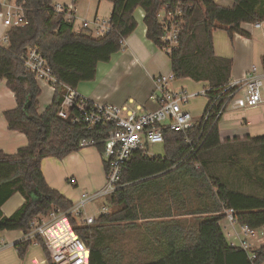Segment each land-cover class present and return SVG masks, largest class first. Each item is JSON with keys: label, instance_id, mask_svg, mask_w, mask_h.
Instances as JSON below:
<instances>
[{"label": "trees", "instance_id": "16d2710c", "mask_svg": "<svg viewBox=\"0 0 264 264\" xmlns=\"http://www.w3.org/2000/svg\"><path fill=\"white\" fill-rule=\"evenodd\" d=\"M108 1L112 3V29L96 36L90 28L75 31L73 21L56 13L53 0H25L27 24L11 27L9 44L0 45V79L6 81L17 103L4 116L10 130L28 139L16 153L0 151V231L27 233L35 217L54 208L70 209L74 202L48 184L42 160L62 159L79 151L83 139L99 140L108 134L105 128L87 130L58 115L62 87L39 112L41 87L20 60L29 47H38L48 57L59 80L78 88L96 79L99 62L109 61L124 49L138 26V8L144 11L147 38L160 46L158 13L168 3L182 2L179 45L168 54L171 71L176 80L188 78L208 88L207 108L232 78L233 60L217 54L214 31L224 30L232 40L236 33L248 35L242 23L264 21V0H234L231 8L214 0ZM236 88L226 90L219 107ZM219 120L214 116L206 123L199 120L186 132L165 130L163 153H133L122 186L106 197L109 212L101 211L89 225L71 219L90 248L89 264L264 262V245L256 248L257 258L251 261L247 251L228 241L221 225L231 209L239 224L264 227V135L222 139ZM96 146L103 153L104 143ZM104 167L108 169L107 164ZM16 193L23 195L24 202L11 215H4L3 204ZM40 241L49 263L54 264ZM19 244L23 257L33 240L23 239Z\"/></svg>", "mask_w": 264, "mask_h": 264}, {"label": "built area", "instance_id": "2783aa9c", "mask_svg": "<svg viewBox=\"0 0 264 264\" xmlns=\"http://www.w3.org/2000/svg\"><path fill=\"white\" fill-rule=\"evenodd\" d=\"M0 45L9 44L8 30L15 26L27 24L25 0H0ZM56 13H62L68 21L75 22L77 9L72 4H55ZM184 15L182 2L164 5L159 13L158 19L161 29L160 48L167 54H171L179 45ZM263 22L254 23L261 27ZM82 28L94 29L96 36L105 35L112 29L110 18L100 19L96 17L92 21L82 20ZM126 47V41L124 42ZM25 69L35 75L39 80L49 85L55 92L58 87L64 89V97L58 112L63 119H70L73 125L83 126L87 130L105 128L108 130L104 139H83L80 147L86 148L96 146L99 142L104 143L103 157L108 165L105 185L92 193L83 192L80 200L68 209H52L46 215L35 217L30 223V230L23 232L24 240L32 239L33 244L39 245L40 239L49 252L50 259L54 264H89L90 248L86 242L74 230L71 219L92 224L96 217L88 215L86 204L100 197L106 198L114 193L122 185L120 183L123 173L127 168L132 155L136 151H142L147 156H156L153 147L164 143V131L172 130L186 132L192 128L197 121L206 123L211 117L220 119L226 109L228 99L244 88L246 104L254 107L263 102L262 75L258 72L256 65L252 66L245 78L240 83H230L227 88L211 99L203 114L196 118L188 108L192 99L199 95L208 96V88L203 87L200 91H192L187 88H172L175 80L172 71L154 77V90L149 98L157 104V108L142 112L139 109L130 108L128 105H119L110 102L94 101L81 95L77 88L65 84L59 80L49 64L48 57L38 47H29L20 56ZM237 86L231 92L221 107L218 106L225 97L226 90ZM190 142V141H189ZM70 183H76L71 177ZM102 212H109V207L104 204ZM226 219L230 223H236L234 211L228 210ZM244 239L239 244L248 252L250 260L257 258L255 252L258 243L264 236V232L254 229L247 224L241 225ZM235 245V244H233Z\"/></svg>", "mask_w": 264, "mask_h": 264}, {"label": "crops", "instance_id": "0c3cea01", "mask_svg": "<svg viewBox=\"0 0 264 264\" xmlns=\"http://www.w3.org/2000/svg\"><path fill=\"white\" fill-rule=\"evenodd\" d=\"M214 1L222 7L231 8L234 6V0ZM58 2L62 3L61 1ZM101 2L102 0H98V4ZM63 4H72V0L69 2L63 0ZM72 5L78 9L76 4ZM108 8L111 13L112 3L108 5ZM135 15V17L139 16L143 19L144 11L141 8H138ZM96 17L97 16H95V18ZM143 24V27H139L138 23L136 30L130 37L127 38L126 46L130 40L133 47L143 49L147 43L144 42V40L142 41L140 37H143L150 43H153L146 36L147 27L144 21ZM241 27L248 33V35L236 33L232 40L229 38L226 31L222 30L224 33H220V35L217 33L218 30L214 31L215 49L218 55L232 58V83L242 82L247 73L251 70L252 66L256 65L258 67V72L262 75L263 79L262 95L264 99V23L261 27H256L254 23H242ZM81 28L82 26L79 25L76 29H74L75 31H79ZM90 29L93 30V33L95 34L92 26ZM128 52L130 51L128 50ZM133 61L137 62L139 61V58L135 57V59H131V62ZM170 67L167 66L164 69L153 71V73L149 74V79H145L144 81H142V77L138 84L139 91L135 93L134 97H129L128 102L126 99L118 97L113 101V103L119 105L132 104L133 106L130 108L139 109L142 112L156 109L157 104L149 98L150 93L154 90V77L170 73ZM88 82H82L77 88L78 92L94 101H100L99 99L94 98L92 93H90V89L87 87ZM184 82H189L190 87H194L193 83H199L188 78L178 80L175 79L172 82V88L177 89L183 87L192 91L194 90L187 87ZM102 100H104L103 102H108L105 98H102ZM207 102L202 111L196 114L193 113L196 118H199L203 114L207 106ZM16 106L17 103L14 93L7 87L6 81L0 79V151L7 154L16 153L20 147L28 144V139L25 134L12 131L8 128V124L4 116V112L6 110L13 109ZM43 111L40 110L39 112L42 113ZM219 129L222 139H232L234 137L243 139L246 136L255 137L264 135V100L257 106H247L245 90L240 87L238 91L228 99L226 109L219 120ZM81 150L82 149L77 152H73L62 159L50 156L42 160V171L48 184L52 188L58 189L64 193L71 200L76 199V197L72 196V193H74L75 190H70L69 188L64 189L57 178V172H54L49 168L47 169L46 166L54 165L59 168L60 166H67L68 164L70 166L68 171H72L71 177L76 179V183L72 184L74 187H81V185H84L88 191H97L105 185L106 181L104 157L100 151L92 148ZM104 200H106V198H104ZM23 202L24 197L21 193L14 194L3 204V214L11 215L19 206H21ZM221 225L228 241L232 244H239L241 240L245 238L241 230V224L238 222L230 223L225 217L221 221ZM259 230L264 232V227ZM23 236V231L21 230L0 231V264H50L47 258L46 250L41 245H30L23 257L20 256L19 243L24 239ZM262 245H264V236L261 238L257 247ZM32 246L41 248L42 254L39 251L40 254L36 253L38 255L36 258L32 257L34 249ZM262 264H264V262Z\"/></svg>", "mask_w": 264, "mask_h": 264}, {"label": "rangeland", "instance_id": "374dc122", "mask_svg": "<svg viewBox=\"0 0 264 264\" xmlns=\"http://www.w3.org/2000/svg\"><path fill=\"white\" fill-rule=\"evenodd\" d=\"M58 1L63 3V0H53L55 4ZM69 1L70 0H66V2ZM109 4L111 3L108 0H102L100 4H98V0H78L76 3L78 9L76 13L77 18L74 22V28L76 29L79 25H82L83 19L92 21L95 16L100 19L109 18L111 14L108 8ZM138 17L139 16L136 17V20ZM137 22L139 23V27L144 26L142 18L139 17ZM217 33L220 35V33L224 32L219 29ZM140 39L147 43L146 46L144 45L145 47H143V49L133 47L129 40L127 46L124 47V49H121L118 53L114 54L109 61L99 62L96 80L88 82L87 84V87L90 89V93H92L94 98L99 99L100 102H103L104 100H102V98H105L108 102L113 103L115 99L121 97L126 99L128 102L129 97H134L135 93L139 91L138 84L142 77V81H144L145 79H149V74L153 73V71L164 69L167 66L170 67V58L166 52L162 51L159 46L150 43L143 37H140ZM128 50L130 52H128ZM135 57H138L139 61L131 62V59H135ZM38 83L42 90L39 97V111H43L47 108V106H49L55 93L45 82L39 80ZM184 84L190 89H194L193 91H200L204 87L201 83H193L194 87H190L189 82H184ZM206 102L207 97L199 95L197 98L190 101L188 108L196 114L202 111ZM128 106L132 107L133 105L131 104ZM88 148L98 150L97 146L82 148V150ZM153 152L155 155H159L163 153V148L161 145H157L153 147ZM46 167L47 169L49 168L54 172H57V178L64 189L69 188L70 190H75V192L72 193V196L76 197L75 200H72L73 202L77 203L83 192L92 193V191H88L84 185H81V187H74V185L69 182L72 176V171H68L70 168L68 164L67 166H60L59 168L54 165ZM104 203V197L93 199L86 204L85 210L88 215L97 217L101 213ZM32 248H34L32 257L36 258L38 256L36 253L40 254L41 252L42 254L41 248L34 246H32Z\"/></svg>", "mask_w": 264, "mask_h": 264}, {"label": "water", "instance_id": "95a60500", "mask_svg": "<svg viewBox=\"0 0 264 264\" xmlns=\"http://www.w3.org/2000/svg\"><path fill=\"white\" fill-rule=\"evenodd\" d=\"M29 103H27V105L25 106V109H28Z\"/></svg>", "mask_w": 264, "mask_h": 264}]
</instances>
